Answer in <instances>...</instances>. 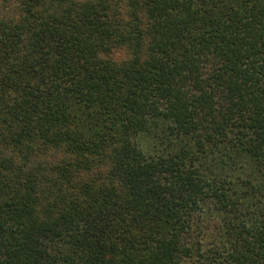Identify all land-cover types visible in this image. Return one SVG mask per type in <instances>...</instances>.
<instances>
[{
    "label": "trees",
    "instance_id": "16d2710c",
    "mask_svg": "<svg viewBox=\"0 0 264 264\" xmlns=\"http://www.w3.org/2000/svg\"><path fill=\"white\" fill-rule=\"evenodd\" d=\"M0 264H264V0H0Z\"/></svg>",
    "mask_w": 264,
    "mask_h": 264
}]
</instances>
